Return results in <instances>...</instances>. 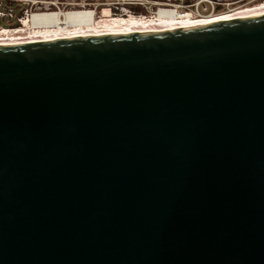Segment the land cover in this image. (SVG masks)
I'll return each mask as SVG.
<instances>
[{
	"label": "water",
	"instance_id": "water-1",
	"mask_svg": "<svg viewBox=\"0 0 264 264\" xmlns=\"http://www.w3.org/2000/svg\"><path fill=\"white\" fill-rule=\"evenodd\" d=\"M0 264H264V16L0 47Z\"/></svg>",
	"mask_w": 264,
	"mask_h": 264
},
{
	"label": "bare ground",
	"instance_id": "bare-ground-1",
	"mask_svg": "<svg viewBox=\"0 0 264 264\" xmlns=\"http://www.w3.org/2000/svg\"><path fill=\"white\" fill-rule=\"evenodd\" d=\"M109 12L105 10L104 14ZM264 16V4L241 10L227 16L191 22L174 19L162 12L160 21L117 19L96 21L92 11L47 12L35 14L28 23V35L0 38V47L44 44L95 37L147 34L204 27ZM168 17V18H167Z\"/></svg>",
	"mask_w": 264,
	"mask_h": 264
},
{
	"label": "built area",
	"instance_id": "built-area-1",
	"mask_svg": "<svg viewBox=\"0 0 264 264\" xmlns=\"http://www.w3.org/2000/svg\"><path fill=\"white\" fill-rule=\"evenodd\" d=\"M39 0H0V21H6L8 26L0 24V38L24 37L28 35V23L35 14L51 11L52 6H44ZM122 4L112 9H102L97 19H138L160 21V14L165 12L176 20L191 22L205 21L227 16L235 12L264 4L263 0H119ZM108 11L107 15L104 12ZM54 11V10H53ZM60 11V10H59ZM95 13V11H93ZM96 14V13H95ZM96 16V15H95ZM168 18V17H167Z\"/></svg>",
	"mask_w": 264,
	"mask_h": 264
},
{
	"label": "rangeland",
	"instance_id": "rangeland-1",
	"mask_svg": "<svg viewBox=\"0 0 264 264\" xmlns=\"http://www.w3.org/2000/svg\"><path fill=\"white\" fill-rule=\"evenodd\" d=\"M44 6H52L50 3H55L57 6H52L50 12H69V11H95V19L101 16L102 9H112V13H116L115 7H119V0H39ZM264 1V0H263ZM54 10V11H53ZM60 10V11H59ZM3 26H8L6 21H0Z\"/></svg>",
	"mask_w": 264,
	"mask_h": 264
}]
</instances>
